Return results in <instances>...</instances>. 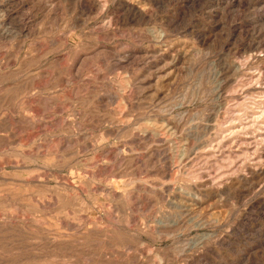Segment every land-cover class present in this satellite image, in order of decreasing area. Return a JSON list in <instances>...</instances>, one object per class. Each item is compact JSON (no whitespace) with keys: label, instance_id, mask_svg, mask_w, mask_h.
I'll return each instance as SVG.
<instances>
[{"label":"rangeland","instance_id":"obj_1","mask_svg":"<svg viewBox=\"0 0 264 264\" xmlns=\"http://www.w3.org/2000/svg\"><path fill=\"white\" fill-rule=\"evenodd\" d=\"M0 264H264V0H0Z\"/></svg>","mask_w":264,"mask_h":264},{"label":"bare ground","instance_id":"obj_2","mask_svg":"<svg viewBox=\"0 0 264 264\" xmlns=\"http://www.w3.org/2000/svg\"><path fill=\"white\" fill-rule=\"evenodd\" d=\"M130 14H131V13H130ZM140 14H141V13H140ZM140 14H139V15H140ZM131 17H132V16H131ZM117 20H118V19H117ZM139 22H140V21H139ZM118 23H119V22H118ZM103 24H104V23H103Z\"/></svg>","mask_w":264,"mask_h":264}]
</instances>
